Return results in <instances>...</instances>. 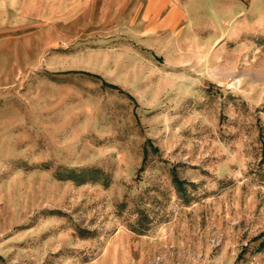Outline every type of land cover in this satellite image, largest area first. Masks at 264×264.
<instances>
[{
    "label": "rangeland",
    "instance_id": "374dc122",
    "mask_svg": "<svg viewBox=\"0 0 264 264\" xmlns=\"http://www.w3.org/2000/svg\"><path fill=\"white\" fill-rule=\"evenodd\" d=\"M0 264H264V0H0Z\"/></svg>",
    "mask_w": 264,
    "mask_h": 264
}]
</instances>
